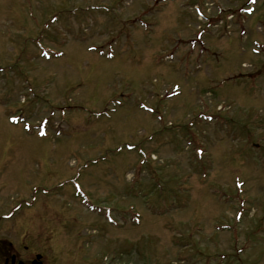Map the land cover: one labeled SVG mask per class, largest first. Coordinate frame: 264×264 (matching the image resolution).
I'll return each instance as SVG.
<instances>
[{
  "label": "rangeland",
  "instance_id": "1",
  "mask_svg": "<svg viewBox=\"0 0 264 264\" xmlns=\"http://www.w3.org/2000/svg\"><path fill=\"white\" fill-rule=\"evenodd\" d=\"M17 207L49 264H264V0H0Z\"/></svg>",
  "mask_w": 264,
  "mask_h": 264
},
{
  "label": "flooded vegetation",
  "instance_id": "2",
  "mask_svg": "<svg viewBox=\"0 0 264 264\" xmlns=\"http://www.w3.org/2000/svg\"><path fill=\"white\" fill-rule=\"evenodd\" d=\"M5 215L0 214V228L2 227V222L5 221ZM30 224L34 223L33 220L30 221ZM24 226H20V230L27 232L28 230L22 229ZM18 232V233H19ZM22 240L21 238V245L23 250L20 249V244L17 245V242L10 241L6 238H0V264H49L48 259L50 260L51 257H47V255L43 252L40 253L38 251H32L33 243L35 238H30ZM28 243V244H26ZM23 251V252H21ZM50 264H64L63 261L54 262Z\"/></svg>",
  "mask_w": 264,
  "mask_h": 264
}]
</instances>
